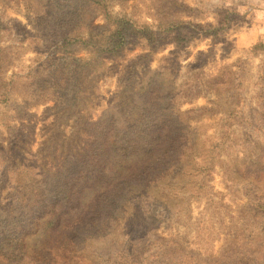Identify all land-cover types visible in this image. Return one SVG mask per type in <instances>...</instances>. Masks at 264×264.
Returning a JSON list of instances; mask_svg holds the SVG:
<instances>
[{
    "label": "rangeland",
    "instance_id": "obj_1",
    "mask_svg": "<svg viewBox=\"0 0 264 264\" xmlns=\"http://www.w3.org/2000/svg\"><path fill=\"white\" fill-rule=\"evenodd\" d=\"M109 2L103 11L83 0H0L10 29L1 30L10 55L1 79L13 82L0 103V224L28 217L42 174L79 151L89 123L116 104L122 120L136 116L137 91L167 81L191 149L157 180L132 187L112 231L89 240L75 264H264V0ZM66 12H85V36L119 26L127 36L118 56L101 65L84 45L58 47ZM26 31L47 49L28 45ZM51 52L89 65L63 107L27 96L49 72ZM45 239L39 232L29 243Z\"/></svg>",
    "mask_w": 264,
    "mask_h": 264
},
{
    "label": "trees",
    "instance_id": "obj_2",
    "mask_svg": "<svg viewBox=\"0 0 264 264\" xmlns=\"http://www.w3.org/2000/svg\"><path fill=\"white\" fill-rule=\"evenodd\" d=\"M83 1L95 3L103 11L109 6V0ZM84 13L76 18L75 13H65L67 19L60 22L64 34L56 45L63 48L71 43L84 45L86 50L97 54L99 64L105 55L117 57L127 35L120 33L119 26L111 32L107 29L106 37L101 34L95 38L88 32L83 35ZM1 19L0 16V37H3L2 28L4 35L10 29H6ZM24 34L29 38L27 44L38 48L39 53L47 49L40 42L35 43L37 35L28 31ZM115 38L121 42L116 43ZM9 56L6 49L0 48V103L10 101L12 96L9 87L13 82L1 79ZM48 58L49 72L35 78L27 96L33 103L53 100L63 107L82 68L89 65L87 62L81 65L78 58L71 60L70 55L55 58L54 52ZM166 82L145 84L137 91L130 104L135 109L141 106L142 111L136 116L122 120L119 115L122 104L104 111L97 122L87 125V138L79 151L69 153L52 173L42 174L39 201L31 206L28 217H15L0 224V258L6 264H75L80 252L90 247L89 240L112 231L132 187L152 183L186 156L191 149V132L182 113L172 106L175 95ZM27 105L31 106L29 101ZM225 133L224 139L230 134ZM39 232L46 239L32 246L29 240Z\"/></svg>",
    "mask_w": 264,
    "mask_h": 264
}]
</instances>
